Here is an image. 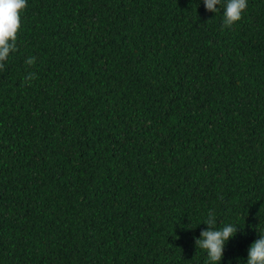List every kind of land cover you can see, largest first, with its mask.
Here are the masks:
<instances>
[{
  "label": "trees",
  "instance_id": "16d2710c",
  "mask_svg": "<svg viewBox=\"0 0 264 264\" xmlns=\"http://www.w3.org/2000/svg\"><path fill=\"white\" fill-rule=\"evenodd\" d=\"M217 7L27 0L0 71V264H210L209 211L238 228L219 264H246L264 233V0L231 27Z\"/></svg>",
  "mask_w": 264,
  "mask_h": 264
},
{
  "label": "clouds",
  "instance_id": "9594fccd",
  "mask_svg": "<svg viewBox=\"0 0 264 264\" xmlns=\"http://www.w3.org/2000/svg\"><path fill=\"white\" fill-rule=\"evenodd\" d=\"M206 11L216 13L218 5L224 6L223 26L231 27L238 22L247 8V0H203ZM27 8V0H0V71L5 69V62L11 53L17 51V38L22 26V14ZM36 57L25 60L28 66L34 65ZM35 79L34 73H28L24 81L28 84ZM206 229L201 230L200 236L194 238L196 248L206 251L210 264H219L223 258L226 242L235 236L238 228L228 224L217 229L216 214L209 211L203 222ZM246 264H264V233L254 240L248 248Z\"/></svg>",
  "mask_w": 264,
  "mask_h": 264
}]
</instances>
